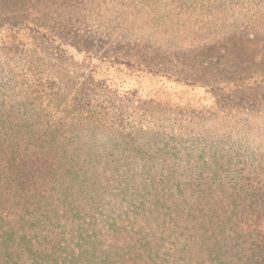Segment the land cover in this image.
Instances as JSON below:
<instances>
[{"label": "trees", "instance_id": "1", "mask_svg": "<svg viewBox=\"0 0 264 264\" xmlns=\"http://www.w3.org/2000/svg\"><path fill=\"white\" fill-rule=\"evenodd\" d=\"M37 11L0 0V31L47 37ZM141 103L0 59V264H264V157Z\"/></svg>", "mask_w": 264, "mask_h": 264}, {"label": "rangeland", "instance_id": "2", "mask_svg": "<svg viewBox=\"0 0 264 264\" xmlns=\"http://www.w3.org/2000/svg\"><path fill=\"white\" fill-rule=\"evenodd\" d=\"M34 1L20 20L47 37L0 31L1 60L264 157V0Z\"/></svg>", "mask_w": 264, "mask_h": 264}]
</instances>
